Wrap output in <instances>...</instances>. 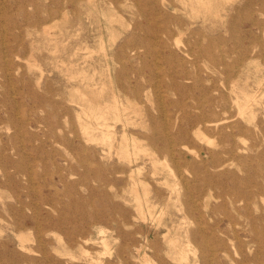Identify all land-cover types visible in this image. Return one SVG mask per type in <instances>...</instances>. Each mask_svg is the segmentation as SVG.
I'll use <instances>...</instances> for the list:
<instances>
[{
  "label": "rangeland",
  "instance_id": "rangeland-1",
  "mask_svg": "<svg viewBox=\"0 0 264 264\" xmlns=\"http://www.w3.org/2000/svg\"><path fill=\"white\" fill-rule=\"evenodd\" d=\"M263 78L264 0H0V264H264Z\"/></svg>",
  "mask_w": 264,
  "mask_h": 264
},
{
  "label": "bare ground",
  "instance_id": "bare-ground-1",
  "mask_svg": "<svg viewBox=\"0 0 264 264\" xmlns=\"http://www.w3.org/2000/svg\"><path fill=\"white\" fill-rule=\"evenodd\" d=\"M229 1V0H228ZM205 6V5H204ZM206 7V6H205ZM204 9H206V8H204ZM114 18V17H113ZM225 18V17H224ZM106 19V18H105ZM117 22V21H116ZM2 25V24H1ZM6 28V27H5ZM5 30V29H4ZM35 31V30H34ZM182 33V32H181ZM185 35V34H184ZM109 36H110V34H109ZM179 42V41H178ZM178 42H176L177 44H178ZM65 43H67V42H65ZM181 43V42H180ZM176 45V44H175ZM177 47H178V45H177ZM56 51V50H55ZM73 56V55H72ZM145 57V56H144ZM156 61V60H155ZM257 61V60H256ZM258 62V61H257ZM62 64H64V63H62ZM34 67V66H33ZM32 67V68H33ZM39 67V66H38ZM90 67V66H89ZM35 68V67H34ZM58 68V67H57ZM36 69H37V67H36ZM41 71V70H40ZM96 72V71H95ZM260 72H262V71H260ZM41 74V73H40ZM72 74V73H71ZM43 75V74H42ZM80 75V74H79ZM95 75V74H94ZM41 76V75H40ZM42 77V76H41ZM69 78V77H68ZM264 79V78H263ZM262 79V80H263ZM41 80V79H40ZM72 80H73V78H72ZM231 80V79H230ZM83 82V81H82ZM81 82V83H82ZM261 82H263V81H261ZM262 84V83H261ZM84 85H86V84H84ZM89 86V85H88ZM261 86V85H260ZM89 88V87H88ZM238 89V88H237ZM75 91H76V89H75ZM79 94V93H78ZM253 94V93H252ZM256 94V93H255ZM254 95V94H253ZM252 95V96H253ZM115 96V95H114ZM264 96V95H263ZM262 96V97H263ZM247 97V96H246ZM246 99H248V98H246ZM254 99V98H253ZM248 100H250V98L248 99ZM256 100V99H255ZM116 102V101H115ZM247 102V101H246ZM255 102H257V101H255ZM107 102H105V104H106ZM249 103V102H248ZM245 105H244V108L246 109L247 108V104L246 103H244ZM250 104H251V102H250ZM257 104V103H256ZM246 106V107H245ZM251 106V105H250ZM128 108V107H127ZM243 107H241V110L240 111H242V109H244ZM244 109V110H245ZM239 110V109H238ZM248 110H250V108L248 109ZM239 111V112H240ZM246 111V110H245ZM245 111H244V113H245ZM92 112V111H91ZM86 113H87V111H86ZM85 114V113H84ZM93 114H95V113H93ZM117 114H118V112H117ZM240 114L241 113H239V115L238 116H240ZM251 115V114H250ZM241 116H242V114H241ZM249 116V115H248ZM97 117H98V119H104V117L101 115V114H99V115H97ZM89 118V117H88ZM232 118V117H231ZM94 119V118H93ZM229 120V119H228ZM225 121H227V120H225ZM224 122V121H223ZM218 123V122H217ZM216 123V124H217ZM250 124V123H249ZM101 127V126H100ZM124 127V126H123ZM104 128V127H103ZM252 129V128H251ZM87 131V130H86ZM107 131V130H106ZM103 132V131H102ZM92 134V133H91ZM125 133H123V136H122V142H124V144L125 145H127V142H128V139H127V137L124 135ZM207 137V136H206ZM203 140L205 139V138H202ZM207 139H209V138H207ZM207 139H205L204 141H206ZM202 141V140H201ZM209 141V140H208ZM95 142V141H94ZM121 143V142H120ZM119 143V144H120ZM206 143H207V141H206ZM209 145V144H208ZM258 146V145H257ZM132 147H133V150L136 152V151H139L140 150V148H139V146L137 145V142L136 141H134V140H132ZM127 148H129V147H127ZM128 150V149H127ZM122 151V150H121ZM127 153H128V155H129V153L130 152H128L127 151ZM196 153V152H195ZM193 154V153H192ZM195 155V154H194ZM196 155H197V153H196ZM126 156H127V154H126ZM166 161V160H165ZM162 164V163H161ZM167 166H168V164H167ZM170 166V165H169ZM167 168H169L170 170H171V168L170 167H167ZM185 170V169H184ZM158 175V174H157ZM158 176H160V175H158ZM164 181V180H163ZM176 186V185H175ZM175 188V187H174ZM136 190V189H135ZM139 196V195H138ZM138 199H139V197H138ZM262 199V198H261ZM235 202L236 203H245V202H247V200H248V198H247V195L246 196H237V197H235ZM142 212V211H141ZM150 212V211H149ZM37 216V215H36ZM143 216V215H142ZM144 220V219H143ZM158 221H160V218H159V220ZM159 223V222H158ZM107 230V229H106ZM101 231V230H100ZM153 238V237H152ZM164 238V237H163ZM86 242V241H85ZM97 242V241H96ZM103 243H105V240H103ZM85 251V250H84ZM86 253H87V251H86ZM105 256V255H104ZM179 257H180V261H183L182 263H184V264H190L189 262H187L186 261V255H185V253H184V251L183 250H179ZM145 259V258H144ZM81 260V259H80ZM148 261V259H145L143 262H147ZM96 262V261H95Z\"/></svg>",
  "mask_w": 264,
  "mask_h": 264
}]
</instances>
